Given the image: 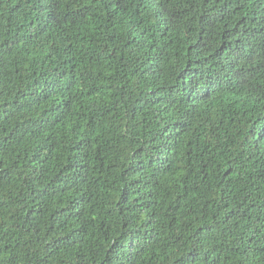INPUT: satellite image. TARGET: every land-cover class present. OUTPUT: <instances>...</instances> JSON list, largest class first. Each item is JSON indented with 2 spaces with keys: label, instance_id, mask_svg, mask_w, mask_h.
Returning a JSON list of instances; mask_svg holds the SVG:
<instances>
[{
  "label": "trees",
  "instance_id": "16d2710c",
  "mask_svg": "<svg viewBox=\"0 0 264 264\" xmlns=\"http://www.w3.org/2000/svg\"><path fill=\"white\" fill-rule=\"evenodd\" d=\"M0 264H264V0H0Z\"/></svg>",
  "mask_w": 264,
  "mask_h": 264
}]
</instances>
